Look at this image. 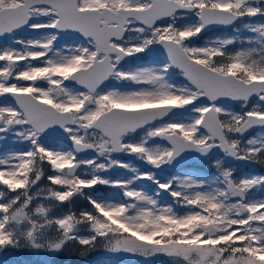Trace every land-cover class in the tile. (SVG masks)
Listing matches in <instances>:
<instances>
[{
    "label": "snow or ice",
    "instance_id": "snow-or-ice-1",
    "mask_svg": "<svg viewBox=\"0 0 264 264\" xmlns=\"http://www.w3.org/2000/svg\"><path fill=\"white\" fill-rule=\"evenodd\" d=\"M227 161L264 169V0H0V252L264 264Z\"/></svg>",
    "mask_w": 264,
    "mask_h": 264
},
{
    "label": "trees",
    "instance_id": "trees-1",
    "mask_svg": "<svg viewBox=\"0 0 264 264\" xmlns=\"http://www.w3.org/2000/svg\"><path fill=\"white\" fill-rule=\"evenodd\" d=\"M78 207L85 205L78 202ZM111 255V259L124 264H171L169 258L157 256L144 258L139 256H130L127 254H110L102 247H99L86 256L79 255V248L70 245L61 253L37 252L34 250H6L0 252V264H85L91 259H96L106 255Z\"/></svg>",
    "mask_w": 264,
    "mask_h": 264
},
{
    "label": "flooded vegetation",
    "instance_id": "flooded-vegetation-1",
    "mask_svg": "<svg viewBox=\"0 0 264 264\" xmlns=\"http://www.w3.org/2000/svg\"><path fill=\"white\" fill-rule=\"evenodd\" d=\"M226 31H227V30H216V31H210V32H208L207 34H205L204 36H202L200 39H198V40L196 41V43H197V44H203L206 40L210 39L213 35H216V36H218V35H222V34H225ZM258 131H259V130L254 131V132L251 133L250 135H255L256 132H258ZM122 159H124V160H126V161H130V160H131V158H129V157H123ZM209 163H210V162H209ZM209 163H206V164H204L203 166H206V165L209 164ZM197 166H201L200 162H194L192 165L188 166V168H190V169H195V167H197ZM236 166H238V165H236ZM256 167H257L258 170H259L258 174H259L261 171H264V169H262L259 165H256ZM244 168H245V167H244ZM121 172H123V170H122ZM116 175H118V173L115 174V176H116Z\"/></svg>",
    "mask_w": 264,
    "mask_h": 264
},
{
    "label": "rangeland",
    "instance_id": "rangeland-1",
    "mask_svg": "<svg viewBox=\"0 0 264 264\" xmlns=\"http://www.w3.org/2000/svg\"><path fill=\"white\" fill-rule=\"evenodd\" d=\"M213 37H215V36H212L211 38H213ZM206 166L208 168H210L211 167V163L207 164ZM232 167L237 170V175L246 174L244 171H242L241 169H239L238 166H232ZM121 171L122 170H119V172L113 173V176H115V174H117V173H118V175L121 174ZM105 190H107V192H104L103 193L105 195H107V194H109V193H111L113 191L112 189H105ZM89 264H119V263H116L113 260H111V255L108 254L106 256H103V258H99L98 260H96L94 262H91Z\"/></svg>",
    "mask_w": 264,
    "mask_h": 264
},
{
    "label": "water",
    "instance_id": "water-1",
    "mask_svg": "<svg viewBox=\"0 0 264 264\" xmlns=\"http://www.w3.org/2000/svg\"><path fill=\"white\" fill-rule=\"evenodd\" d=\"M192 161H189V162H187L188 164L189 163H191ZM235 161H227V163H234ZM244 163V162H243ZM253 165H248V171L250 172V173H252V172H254L255 171V169H253Z\"/></svg>",
    "mask_w": 264,
    "mask_h": 264
}]
</instances>
